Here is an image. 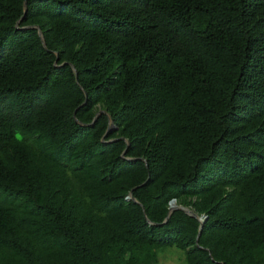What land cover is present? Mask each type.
<instances>
[{
	"label": "trees",
	"instance_id": "1",
	"mask_svg": "<svg viewBox=\"0 0 264 264\" xmlns=\"http://www.w3.org/2000/svg\"><path fill=\"white\" fill-rule=\"evenodd\" d=\"M167 247L264 264V0H0V264Z\"/></svg>",
	"mask_w": 264,
	"mask_h": 264
},
{
	"label": "water",
	"instance_id": "2",
	"mask_svg": "<svg viewBox=\"0 0 264 264\" xmlns=\"http://www.w3.org/2000/svg\"><path fill=\"white\" fill-rule=\"evenodd\" d=\"M23 9H25V1H23ZM18 22H19V19H18V20L16 21V23H15V26H16V27H17V25H18ZM29 26H30V27H35V28H36L37 34H38V36H39V38H40V40H41L42 45L44 46L43 38H42V35H41V32H40L38 26H37V25H27L26 27H29ZM71 68H72V70H73V72H74V75H76V74H75V69H74V67H73L72 65H71ZM84 102H85V100L82 101V103H84ZM100 111H101V110H97V112H96V113L94 114V116L92 117L90 123H91L92 121H94V119L96 118V116L98 115V113H99ZM75 120H77V119L75 118ZM77 122H78L79 124H85V123H82V122H79V121H77ZM112 127H113V125H112V123H111V120L108 119V124H107V127H106L105 132L103 133V135H102V137H101V140H103V136L105 135L106 131H107L108 129L112 128ZM110 140H112V139H110ZM123 151H124V150H122L121 155L123 154ZM127 159H130V157H127ZM142 183H144V181H143ZM126 197H127V198H130V199H132L134 202L138 203V202L132 197V195H131V189L128 191V194L126 195ZM140 206H141V209H142L143 216H144V218H146V215H145V213H144L143 207H142V205H140ZM174 209H180V210L184 211L186 214H188V215H190V216H193V217H195V218L198 220L199 225H198L197 233H196V236H195V243H196L197 238H198V235H199L200 230H201V227H202V222L204 221V217H205V216H204V215H197L194 211H192V210L189 209L188 207H186V206H182V205H179V204H176V203H175V200H174V199H171V200H169V202H168L167 213H166V216L163 218L162 222H165V221H166L168 215H169L170 212H171L172 210H174ZM146 220H147V222H149L148 219H146Z\"/></svg>",
	"mask_w": 264,
	"mask_h": 264
},
{
	"label": "rangeland",
	"instance_id": "3",
	"mask_svg": "<svg viewBox=\"0 0 264 264\" xmlns=\"http://www.w3.org/2000/svg\"><path fill=\"white\" fill-rule=\"evenodd\" d=\"M157 264H184L182 250L167 247L157 252Z\"/></svg>",
	"mask_w": 264,
	"mask_h": 264
}]
</instances>
